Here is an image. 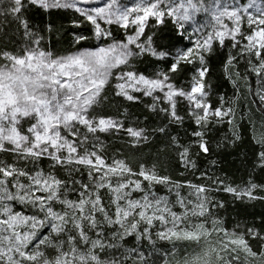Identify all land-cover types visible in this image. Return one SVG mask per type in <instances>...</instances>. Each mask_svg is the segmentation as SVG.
Instances as JSON below:
<instances>
[{
    "label": "snow or ice",
    "instance_id": "obj_1",
    "mask_svg": "<svg viewBox=\"0 0 264 264\" xmlns=\"http://www.w3.org/2000/svg\"><path fill=\"white\" fill-rule=\"evenodd\" d=\"M34 9L74 14L71 27L85 30L70 33L72 50L52 49L59 28L35 23ZM168 24L171 43L162 35ZM86 43L94 46L77 47ZM218 52L227 53L232 95L212 79ZM244 86L264 113V0H0V264H172L176 241L204 243L177 264H241V253L244 264H264V230L225 228L217 215L225 204L213 195L264 201L254 179L264 172V136L254 137L241 184L210 169L200 172L207 183L176 180L157 162L134 167L109 150L113 137L133 149L160 137L156 160L174 150L195 172L194 156L240 141ZM133 104L146 110L143 120ZM225 123L231 137L210 144Z\"/></svg>",
    "mask_w": 264,
    "mask_h": 264
},
{
    "label": "trees",
    "instance_id": "obj_2",
    "mask_svg": "<svg viewBox=\"0 0 264 264\" xmlns=\"http://www.w3.org/2000/svg\"><path fill=\"white\" fill-rule=\"evenodd\" d=\"M73 13L63 12V11H53L50 13H44L38 9H34L32 12V19L35 23L40 26H43L45 23H52L54 26L59 28L58 32H53L51 36V47L57 53H65L72 50L71 46V36L70 33L73 31H84L85 29H73L70 25V22L73 18ZM10 19V18H9ZM87 27V26H85ZM12 28L11 24L5 26V31H9ZM114 33L119 38L122 33L115 30ZM162 35L165 37V43H171L175 41L174 29L171 24H168L162 30ZM92 47V43H86L83 45H78L77 47ZM226 52H218L210 60L212 66V79L215 83L220 85L219 91L226 93L227 95H232L235 91L230 83L223 77V62L226 58ZM236 68L244 73L245 63L241 61ZM253 83H255L256 78L251 77ZM245 87L240 89L241 93V104L240 109L244 119L240 122L239 133L241 136L240 141L236 143L234 147H228L225 145L220 150H217L215 147L205 156L203 154L199 156H194L197 162V169L195 172L187 171L180 166L176 159L174 150H166L164 153L160 154L159 160H156V155L158 149L161 147L163 141L160 137H157L156 140L150 144L146 145L143 148L133 149L125 147L122 141L117 140L116 138H110V151L115 152L116 150H121V152L128 157L133 158V166L136 167L140 162L146 164H151L157 162L163 169H166L167 174H170L173 179L176 180H190L193 183H207L200 177V172L210 169V171L218 176L227 177L228 181L233 184H241L246 181L250 172V164L252 159H254V153L258 150V145L254 142L255 138H260L264 136V113H261L255 104L250 103L251 97L245 99ZM132 112L135 115L140 116L143 120V115L146 114V110L142 105L133 104L130 106ZM145 121V123H150ZM185 128L191 130L193 125L189 122ZM173 132H180L183 134L184 129L176 128L173 129ZM232 130L228 124H222L215 127L209 134L210 144L214 145L216 143H222L224 137H231ZM108 139V138H106ZM185 139H191V137H185ZM198 148L193 149V153L198 152ZM215 159L217 161L216 166L210 167L209 161ZM247 161V163H246ZM46 163V162H45ZM184 172V175L180 173ZM257 183H264V172H257L255 177ZM157 191L163 192L164 189L157 187ZM185 192L189 189H185ZM264 195V193H261ZM135 195V194H134ZM217 199L222 200L225 204V207L217 210V215L223 218V226L229 230L236 228L237 224L240 225H256V227L264 230V201L256 200L251 202H244L235 200L231 194L225 192L213 193ZM179 211V208L174 209ZM165 250H172L173 245L169 242H158ZM254 251H260L261 242L258 240H250ZM187 245L189 243L176 241L175 246L178 245ZM183 248L179 250L182 253ZM241 256V264H243L244 256ZM251 260V259H249ZM254 260V258H253ZM251 260V261H253ZM259 264V263H254Z\"/></svg>",
    "mask_w": 264,
    "mask_h": 264
},
{
    "label": "rangeland",
    "instance_id": "obj_3",
    "mask_svg": "<svg viewBox=\"0 0 264 264\" xmlns=\"http://www.w3.org/2000/svg\"><path fill=\"white\" fill-rule=\"evenodd\" d=\"M216 238L217 237H215V235H213L212 239L215 240ZM180 242H185V243H189V244L175 246L174 255L169 257V259L172 261V264H177L178 261H182L185 258H191L192 256L199 254L201 252L202 248L204 247L203 241L200 244H198L195 241H180ZM182 248L184 251L182 253H180L179 250H181ZM240 255L244 256L243 253H241ZM249 259L253 260V258H251V257L248 258L249 264H254V263L260 264L259 258H256L253 261H251ZM244 260L242 262L243 264H244Z\"/></svg>",
    "mask_w": 264,
    "mask_h": 264
}]
</instances>
